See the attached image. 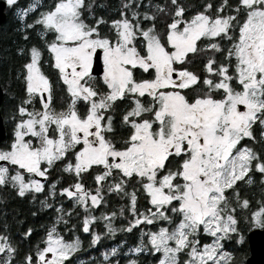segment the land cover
I'll list each match as a JSON object with an SVG mask.
<instances>
[{"label": "snow or ice", "instance_id": "1", "mask_svg": "<svg viewBox=\"0 0 264 264\" xmlns=\"http://www.w3.org/2000/svg\"><path fill=\"white\" fill-rule=\"evenodd\" d=\"M4 3L15 9L22 39L35 30L40 42L16 49L26 60L17 74L23 89L0 147V186L21 197L40 193L39 178L47 180L55 162L71 154L74 163L63 170L74 172L76 182L63 194L87 213L89 200L93 207L101 203L107 181L109 193L128 198L132 219L122 230L153 227L141 229L125 255L148 253L155 264H235L223 242H242L241 223L264 228V0H208L191 14L178 0L155 6L124 0L119 18L108 21L93 17L87 0H51L47 7L31 0L24 8L18 0ZM30 13L36 15L28 22ZM158 14L166 17L162 29ZM104 23L109 34L100 31ZM44 65L56 70L55 83ZM57 87L64 100L59 110ZM93 166H103L93 178L95 194L80 182ZM257 176L262 197L252 208L240 185L256 183ZM48 187L53 195L55 181ZM138 193L148 205L143 210L136 207ZM95 219L85 215L83 232ZM31 233L28 228L23 236ZM99 238L93 232L91 244ZM80 248L78 237L66 241L53 225L21 264H66ZM118 251L104 253L102 264H111ZM0 254V264H14L17 249L3 234Z\"/></svg>", "mask_w": 264, "mask_h": 264}, {"label": "trees", "instance_id": "2", "mask_svg": "<svg viewBox=\"0 0 264 264\" xmlns=\"http://www.w3.org/2000/svg\"><path fill=\"white\" fill-rule=\"evenodd\" d=\"M29 1L30 0H18V7H27ZM42 1L45 2V7L51 3V0ZM121 1L122 0H100V4L95 8L94 12L97 17H104L107 20L112 19L116 16ZM136 1L143 5L151 4L153 6L156 4H167L169 2V0ZM178 2L185 6L186 14H191L195 10H200L202 4L208 2V0H178ZM211 2L213 4H218L222 2V0H211ZM232 2L233 0H229V3ZM39 10L40 9H37V12ZM137 11L141 13L144 11L152 12L154 8H140L137 9ZM14 13L15 9L10 10L7 7L6 18L0 25V42L6 51L5 60L2 62L1 66L5 81L9 82L11 80V75L13 76L21 59L20 56L17 55L16 49L23 45V43L26 44L22 39L20 23ZM35 15L36 13H30L27 18L28 22H31V19ZM165 20L166 17L163 14H158V19L156 21L158 29L164 27ZM28 35L33 36V43L40 42L37 31L28 30ZM45 54V57H47V53ZM200 59H203V57H199L198 61ZM217 59H219V56H217ZM43 71L50 76L54 83L56 82L57 75L55 69H52L49 65H44ZM55 94L57 95L55 96L54 105L57 107V110H59V107L64 103L62 98V87H57L54 92V95ZM11 103L12 101H8V103L5 101V106L7 107ZM4 118L6 120V117ZM65 162L66 159L62 162L57 161L54 166L49 169L50 175L48 176L47 182L51 185L52 182L55 181L53 195H49V185H46L40 193L28 192L23 197L17 195L16 190L10 186L6 185L5 187H0L2 188L0 189V234L8 236L17 249L14 264H21L24 255L29 254V250L32 249L33 246L40 244L41 241L46 238V232L53 225H55L56 231L66 241L74 237H78L81 241L80 250L73 254L66 264H102L103 254L110 251L113 247H117L119 251L116 256L109 257L111 264H126L129 259H138L141 264H155L154 257L148 253L125 255L130 248L134 247L140 241L142 236L141 229H143L144 232L154 229L151 225L142 223L134 226L131 231L122 230L127 229L128 222L132 219L131 214L127 210L128 198L124 193H117L115 190L109 193L107 191L108 182L102 181V201L99 205L93 207L89 200L86 213L85 208L81 207L74 198H70L61 192L62 188L73 185L76 178L74 172L70 173L63 170L64 164H66ZM102 171L103 167L93 166L88 172L81 174L82 180H87V190L95 192L94 189L97 188V185L93 178L97 172ZM113 176H116L115 170L113 171ZM111 179L112 177L108 178V180ZM240 186L241 197H246L252 201L254 198L253 195L255 194L254 185L241 184ZM258 188L259 189H256L257 194L261 192L260 184ZM126 190L131 192L133 186L128 185ZM42 201H45L49 206H42ZM147 206L144 195L138 193L137 209L143 210ZM57 209H61L62 211L58 212ZM122 209L124 210L123 215L120 214ZM33 213H35V215H33ZM110 213H116V215L114 217L109 216L107 220L102 218L103 216H108ZM86 214L96 218L91 221L89 225L90 232L88 233L82 230V221ZM58 216L62 217L59 221H57ZM106 224H111L115 228V231L109 232L105 227ZM28 228L32 229V233L30 236L24 237L23 233ZM93 232L100 237L95 244H91V234ZM2 256L3 254H0V257Z\"/></svg>", "mask_w": 264, "mask_h": 264}, {"label": "flooded vegetation", "instance_id": "3", "mask_svg": "<svg viewBox=\"0 0 264 264\" xmlns=\"http://www.w3.org/2000/svg\"><path fill=\"white\" fill-rule=\"evenodd\" d=\"M31 2V0L29 1V3ZM87 2H91L93 3V17H97V15L95 14V8L97 6H99L100 4V0H87ZM134 2V1H133ZM29 3H27L29 5ZM42 3L44 4L45 2L42 1ZM48 3V2H47ZM122 1L121 4L119 5V9L117 11V14L114 18L112 19H117L119 18V11L121 9V5H122ZM27 5V6H28ZM127 14V13H126ZM105 21H108L107 19H105L104 17H102ZM91 19V18H90ZM111 20V19H109ZM108 25L107 23H104L100 26H105ZM103 34H107L102 32ZM33 36L30 35L29 36V40L26 42V44L23 43V45H21L20 47H24L26 45H30L33 42ZM46 53V52H45ZM5 54L6 51L3 48L2 43L0 42V86L2 89V98H1V102H0V114L1 117L3 119V124H4V128H5V133L6 136L5 138L0 142V147H2L5 143L8 142V135H9V131H10V127H11V123H10V113L14 110L15 104L18 103V98L22 95V89H23V81H22V77L18 78L17 74L19 72H21L22 70V64L24 62H26L25 57L22 55H19L17 53L18 56H20V61L18 63L17 69L14 71L13 76L11 75V80L9 81H5V76H4V72H2V62L5 60ZM46 55V54H45ZM43 70V69H42ZM46 74V73H45ZM8 82V83H7ZM57 94L54 95V104H55V96ZM13 96L16 97V99H13ZM5 101H12L11 104H9L7 107L5 106ZM58 101V100H57ZM56 101V102H57ZM37 107H39V105H36ZM120 107H123L122 105ZM119 109L117 110V113H113L112 115L114 116V120H119L120 116H119ZM4 117H7V119L5 120ZM8 123H7V122ZM119 131V129H117ZM79 147V146H78ZM48 175H50V173L48 172ZM41 179V178H39ZM256 179V183L252 184L254 185V191L255 194L253 195V199L252 201H250L251 207L255 208L256 207V202L258 200L261 199L262 197V191L260 193L257 194V190L258 185H259V179L258 176L255 178ZM43 183L46 182V180L41 179ZM76 182V178L74 180V183ZM80 182H82L84 184V187L86 188V184H87V180H82V176H80ZM73 183V185H74ZM239 183V182H238ZM6 186V185H5ZM5 186H0V187H5ZM11 187V186H10ZM241 188V186H240ZM2 189V188H0ZM261 190V188H260ZM28 193V192H27ZM32 193V192H29ZM237 214H240V210H237ZM241 229L243 230L242 235H243V240L241 243L237 244L235 242V239L231 240V241H226L225 242V248L228 249L229 251H231L234 255V259H235V264H245L247 257L250 254V245L248 242V232L252 229L255 228H261V227H251L250 224H245V223H241L240 225ZM204 237H202L201 239L203 240Z\"/></svg>", "mask_w": 264, "mask_h": 264}, {"label": "water", "instance_id": "4", "mask_svg": "<svg viewBox=\"0 0 264 264\" xmlns=\"http://www.w3.org/2000/svg\"><path fill=\"white\" fill-rule=\"evenodd\" d=\"M6 4L0 0V25L6 18ZM2 98V89L0 86V102ZM5 128L0 114V142L5 138ZM43 179V178H41ZM248 242L250 245V254L245 264H264V228H255L248 232Z\"/></svg>", "mask_w": 264, "mask_h": 264}, {"label": "rangeland", "instance_id": "5", "mask_svg": "<svg viewBox=\"0 0 264 264\" xmlns=\"http://www.w3.org/2000/svg\"><path fill=\"white\" fill-rule=\"evenodd\" d=\"M133 1L137 3L136 0H133ZM122 3H124V0H122ZM6 9H7V6H6V8H5V12H6ZM127 14L130 15V13H127ZM85 15H87V13H85ZM101 25H102V24H101ZM99 28H100L101 33L104 32V33L109 34V28H110V25H109V24H108V25H105V26H99ZM102 34H103V33H102ZM72 159H73V160H72ZM69 161H71V162L74 163V157H72L71 154H69V155L67 156V158H66V162H65V163L67 164ZM101 167H103V166H101ZM48 176H49V175H48ZM47 179H48V178H47ZM81 183H82V182H81ZM44 185H45V187H46V185H50V183L47 182V180H46V182L44 183ZM72 190L74 191V189H72ZM85 190L91 192V190H87V188H85ZM94 191H96V188L94 189ZM91 193L95 194V192H91ZM90 203H91V202H90ZM251 227H252V226H251ZM207 239H208V238L204 237L202 241H205V240H207ZM225 242H226V241L223 242V243H224V247H225ZM225 250H228V249L225 248ZM228 251H229V250H228ZM184 258H186V257H184Z\"/></svg>", "mask_w": 264, "mask_h": 264}]
</instances>
